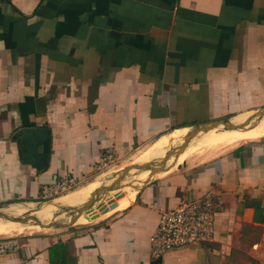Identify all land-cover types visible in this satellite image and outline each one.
I'll use <instances>...</instances> for the list:
<instances>
[{
	"label": "crops",
	"instance_id": "1",
	"mask_svg": "<svg viewBox=\"0 0 264 264\" xmlns=\"http://www.w3.org/2000/svg\"><path fill=\"white\" fill-rule=\"evenodd\" d=\"M263 109L264 0H0V212L46 202L61 177L83 184L107 150ZM31 130L48 134L43 159H25ZM162 172L97 222L16 236L0 264H264V138ZM208 191L212 241L156 263L157 208Z\"/></svg>",
	"mask_w": 264,
	"mask_h": 264
},
{
	"label": "built area",
	"instance_id": "2",
	"mask_svg": "<svg viewBox=\"0 0 264 264\" xmlns=\"http://www.w3.org/2000/svg\"><path fill=\"white\" fill-rule=\"evenodd\" d=\"M116 160L107 150L92 167L94 173L106 169ZM79 183L70 176L61 177L41 190L42 200L52 199L63 192L74 190ZM222 207L220 198L211 191L198 199L180 200L172 209L157 208V226L148 238L149 254L159 258L172 248L208 244L212 241L213 215ZM18 250L16 237L0 238V256Z\"/></svg>",
	"mask_w": 264,
	"mask_h": 264
},
{
	"label": "rangeland",
	"instance_id": "3",
	"mask_svg": "<svg viewBox=\"0 0 264 264\" xmlns=\"http://www.w3.org/2000/svg\"><path fill=\"white\" fill-rule=\"evenodd\" d=\"M263 117L264 116L261 117V116H255V114H252V115L249 114L248 118L251 119V120L249 121L248 125H253V124L257 123L258 120L262 119ZM215 129H220V128L218 127V128H215ZM190 130L191 129H189L187 131V133ZM241 130L242 131L244 130L245 133L242 132V131H240V132L238 131L239 133H237L234 130V131H232V135L235 134L236 136L233 135L234 136L233 137L231 135L232 137L230 136V138L227 139L225 142L224 141H216V142L213 141V142H210V144L207 147H205L204 144H201L202 145L201 146V145H199L200 144L199 142H196L197 137H198L196 135L186 145V148H185L186 151H185V154H184V157L185 156L186 157L184 158L183 155H182V157L184 159L182 157H181V159L177 158L179 160H178V163H177V161H176V163L177 164H180V163H182V162L185 161L188 165H192V164H195V163H198V162H202L204 160H207V159H209V158H211V157H213V156H215L217 154H221L224 150H227V149H229L231 147H234V146H236V145H238V144H240V143H242L244 141H247V140H250V139H257V137H256V138H250V139L236 140L235 137L237 138V136H239V135L242 136V135H245L246 133H248L247 132L248 130H246L244 128H242ZM186 134L183 136V138L186 136ZM156 141H154L151 144H148L146 146H143V147L134 149L124 159H119V160L116 159L113 164H111L110 166H108L106 169L101 170V171L95 173L91 178H89L83 184L79 185L74 190H71V191H68V192H63L62 194H60L61 196H58L57 198H55L53 200L47 199V200H42V201L43 202L46 201L44 203L45 204L48 203V205H49L48 207L53 208V205H55V204L57 205V203H60V202H62L64 200L68 199L75 191H79L81 189H83V190H88V189H91V188L93 189V188H95L96 184H97V187H99V186H107V185L111 184L113 182V180L118 176V174L120 173V171L123 168H125L127 166H130V165H136L137 164L136 159L141 155L142 152H145L146 150H149L153 146V144H155ZM181 142L182 141L179 140L178 142H176L174 144V146L167 147V148H165L163 150V153H162L161 157L165 153H167V152H170V156L161 165L162 171H164V170L167 171L168 169H170L172 167H175V163H174V157H175L174 155L176 153L175 150L180 145ZM160 158L148 159L146 163H150L151 165H157L159 163V159ZM136 173L137 172L134 171V170H131V172L129 171L128 175H126L123 178L124 179V182H126L128 184L136 182V181H134V177H133L134 174H136ZM133 185L137 186V184H133ZM66 194H67V196H66ZM41 204H42L41 202L38 203V204H32L31 205V208L32 207H38ZM24 208H25V206L16 207L15 208V211H13V210H7V211H4V212L1 211L0 213L4 214L5 216L7 215L9 218H24L26 216H33L30 212H23L22 213L21 211L24 210ZM53 211H51L49 213L51 215H47V214H46V216L45 215H41L40 218H37V220L42 225H45V224H48V223H56V224L63 225V224H66L68 222L71 213H70V211L66 210V208L64 210H61L60 207H57V209L55 210L54 213H53ZM48 216H50V217H48ZM44 219L47 220V222L44 221ZM40 228L41 227H39L38 225H36L34 222H32L30 220L27 221V222H24V223H18V222H10V221L4 220L3 218H0V238L1 237H9V236L10 237H16V236H20V235L25 234V233H30V232H33V231H39Z\"/></svg>",
	"mask_w": 264,
	"mask_h": 264
},
{
	"label": "bare ground",
	"instance_id": "4",
	"mask_svg": "<svg viewBox=\"0 0 264 264\" xmlns=\"http://www.w3.org/2000/svg\"><path fill=\"white\" fill-rule=\"evenodd\" d=\"M248 116H249V114L248 115H243L241 117L240 116L233 117V118L230 119V123L232 125H234V126H237V128L234 129L237 133H239L240 131H242L241 130L242 128L248 130L247 131L248 133H246L245 135H242V136L239 135V136H237V138L235 137V139L241 140V139H250V138H256V137L257 138H264V117L262 119L258 120L257 123H255L253 125H248V123H247ZM218 127L220 129L212 128L210 130H207V131L198 133L197 134L198 137H197L196 142H199L200 143L199 145L204 144V146L207 147L208 146V143L211 142V141H226L232 135V131H234L233 129L232 130L231 129L228 130V129H226L222 125H219ZM185 129H182V130L178 131L177 133L168 134L167 136L163 137L162 139H160L159 141H157L155 144H153V146L149 150H146L145 152H142V153L140 152L141 155L136 159L137 164H144V163L147 162L148 159L160 158L161 155H162V153H163V150L165 148L170 147V146L172 147L179 140H181V141L183 140V136L187 133V131ZM242 132L245 133L244 130ZM233 135H235V134H233ZM181 144H182V142L180 143V145ZM185 151H186V149L184 151H182V152L179 151V150H177L176 155L174 157V163L176 165L178 163V160L181 159L182 155L184 157ZM177 158H179V159H177ZM176 161H177V163H176ZM153 173H155V172L143 171L142 173H140L141 175L137 176V181L143 180L144 178H147L148 176H150L149 174H153ZM165 173H166V170H164L160 174H165ZM167 173H169V172H167ZM96 188H97V184H96L95 188H93V189L92 188L91 189H88V190L81 189L79 191H75L68 199H66V200H64V201H62L60 203H57V205H59V206L60 205H63L65 207H68L69 206V207L75 208L76 205H79L82 202H85L86 198L89 197V195ZM132 192H129L127 189H123V190H121V194H122V197L121 198L116 199V198H113L112 197L111 200L114 202L115 207L112 208V209H110V210H109V208H107L106 213H104V214L98 213L97 210H95L94 212H92L90 214H78L76 212H73V213H71L70 218H69L67 224H69L70 222L73 223V224H89V223L97 222V221H99V220H101V219L109 216L111 213H113V212H115L117 210H120L121 208H123L126 205H128L130 203V200L132 199ZM66 196H67V194H66ZM48 206H49L48 203L47 204L42 203L40 206H38V207H32V208H31V206H28L26 209L22 210L21 212L22 213L23 212H30L36 218H40L41 215H45V216H46V214L47 215H51L49 213L54 210V207L53 208H50ZM11 210L15 211V209H11ZM48 217H50V216H48ZM44 221L47 222V220H45V219H44ZM45 225H47V224H45ZM48 230H50V229H48Z\"/></svg>",
	"mask_w": 264,
	"mask_h": 264
},
{
	"label": "water",
	"instance_id": "5",
	"mask_svg": "<svg viewBox=\"0 0 264 264\" xmlns=\"http://www.w3.org/2000/svg\"><path fill=\"white\" fill-rule=\"evenodd\" d=\"M255 116H264V109L257 111L254 113ZM250 119H247V123H249ZM219 125L224 126L226 129H236L237 126H234L230 123V120L228 119H222V120H216L213 122H208L205 124H201L198 126H195L191 128V130L186 134V136L182 140V144L179 145L176 148L179 151H183L186 148V145L188 142L194 138L198 133L204 132L207 130H210L212 128H217ZM26 133L29 134V136H23L21 138L22 144L25 147V153L28 155L25 157L29 161L30 158L36 159L35 155L37 154L40 159H43V155H45L46 152V145L48 141V134L45 130H31L26 131ZM45 137V140H44ZM43 144V151L42 153H36V144ZM40 155V156H39ZM176 155V153H175ZM174 155V156H175ZM170 152L165 153L160 159L159 163L157 165H151L150 163H144V164H136V165H130L125 168H123L118 176L113 180V182L107 186H99L97 187L90 195L86 198L85 202H82L79 205H76L75 208L73 207H65L63 205H53L54 211L57 209V207H60L61 210L70 211V213L76 212L78 214H90L94 212L95 210L98 211V213H106L107 208L112 209L115 207L114 202L111 200L112 197L119 199L122 197L121 190L127 189L129 192H131V187L134 186L133 184H139L143 180L137 181V176L141 175L144 170H149L150 172H159L162 170L161 165L169 158ZM37 157V158H38ZM41 161V160H40ZM134 170L137 173L134 174V183H126L124 182V177L128 175L129 171ZM106 204V205H105ZM0 218H3L4 220L10 221V222H18V223H24L27 221H32L36 225H38L41 228H49L52 226H58V227H67L70 226L72 223L66 225L56 224V223H49L47 225H42L36 217L34 216H26L24 218H9L8 216H5L4 214L0 213ZM159 261V258H156V263Z\"/></svg>",
	"mask_w": 264,
	"mask_h": 264
}]
</instances>
